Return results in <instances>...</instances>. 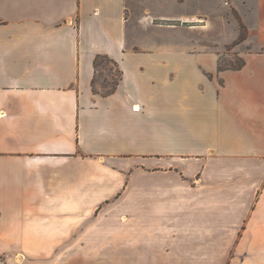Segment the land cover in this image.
Listing matches in <instances>:
<instances>
[{
    "label": "crops",
    "instance_id": "1",
    "mask_svg": "<svg viewBox=\"0 0 264 264\" xmlns=\"http://www.w3.org/2000/svg\"><path fill=\"white\" fill-rule=\"evenodd\" d=\"M207 1L0 0L5 264H264V0H228L223 70L168 25Z\"/></svg>",
    "mask_w": 264,
    "mask_h": 264
},
{
    "label": "rangeland",
    "instance_id": "2",
    "mask_svg": "<svg viewBox=\"0 0 264 264\" xmlns=\"http://www.w3.org/2000/svg\"><path fill=\"white\" fill-rule=\"evenodd\" d=\"M190 7L194 6L190 5ZM162 8H165V5ZM205 8V13L200 15L206 18V20H202L205 21L204 23L176 20L168 23V25L175 27L181 25L185 35L188 36L191 51H195V53H191V57H193L191 64L214 65L216 54H218L219 63L222 65L230 64L235 66L239 64L241 56L234 50V43L227 42L230 40L231 34H233V23L230 21L229 15L235 14V12L229 8L226 0H221V3L214 2L213 0L207 1ZM143 9L144 7H137V17L143 14ZM201 24L205 26H200ZM157 33L158 39H166V34L161 35L159 32ZM222 48L223 50H221ZM100 73L97 90L102 92L106 91L113 84L114 79L120 75L115 64L108 60L104 61Z\"/></svg>",
    "mask_w": 264,
    "mask_h": 264
},
{
    "label": "trees",
    "instance_id": "3",
    "mask_svg": "<svg viewBox=\"0 0 264 264\" xmlns=\"http://www.w3.org/2000/svg\"><path fill=\"white\" fill-rule=\"evenodd\" d=\"M235 15L240 19L239 15L236 11H235ZM246 37H247V29H246L245 25L241 22V32H240L238 39L233 42L234 45L240 41H243ZM105 60H108V61L112 62L113 64H115V66L117 67V69L120 72L119 77L114 79L113 84L106 91L102 92L103 94H110L116 90L117 86L119 85V83L122 79L123 74H122V70L119 68L117 62L113 58H111L109 55L97 54L95 57V61H94L95 68H96V75H95L94 80H93V86H94L95 90H97V82L99 79V75L101 74L100 71H101L102 66L104 65ZM244 64H245V60L243 59V57H241L240 63L235 65V66L230 65V64L222 65L221 63H219V69L220 70H223L226 68L240 69L244 66Z\"/></svg>",
    "mask_w": 264,
    "mask_h": 264
},
{
    "label": "built area",
    "instance_id": "4",
    "mask_svg": "<svg viewBox=\"0 0 264 264\" xmlns=\"http://www.w3.org/2000/svg\"><path fill=\"white\" fill-rule=\"evenodd\" d=\"M226 4H229V1H228V0H226ZM3 261H4V259H2V258L0 257V263L5 264Z\"/></svg>",
    "mask_w": 264,
    "mask_h": 264
}]
</instances>
